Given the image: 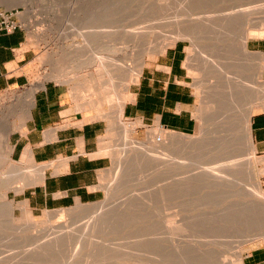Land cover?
I'll use <instances>...</instances> for the list:
<instances>
[{
	"label": "rangeland",
	"instance_id": "rangeland-1",
	"mask_svg": "<svg viewBox=\"0 0 264 264\" xmlns=\"http://www.w3.org/2000/svg\"><path fill=\"white\" fill-rule=\"evenodd\" d=\"M95 1L117 3L123 0H31L29 6L25 3L14 5L12 0H0V10L20 11V21L23 30L27 33L28 46L35 51L29 83L23 87L0 91L1 134L5 135L13 125L18 127L10 136V144L13 148L15 133L22 131L19 129L21 126L19 110L23 106L22 99L30 91L36 90L41 83L43 86L38 91L44 89L47 84H55L63 93L65 106L70 107L67 111L78 112L75 110L77 106L84 105L85 111L79 112L83 115V122L100 121L102 123L105 133L100 138L101 148L118 145L117 150L120 153V158L110 151L102 154L110 159V167L101 180V189L103 190L101 200L41 212L32 211L27 200L24 199L23 193L28 187L22 191L23 193H17L14 188L16 185L21 187L26 185L23 183L24 181L19 180L18 175L13 174L11 169L13 166L22 167L21 162L16 161L12 154L8 163L1 161L0 264H237L238 252L243 251L244 257L253 249H264V217L262 221L257 220L258 216V219H260V215L264 216V211L260 209L259 211L263 213H258V209L243 211L248 215L246 216L242 213V207L237 206L238 202L243 201L244 196L242 197V194L239 193L241 190L238 191L243 184L249 192L257 193L255 175L258 174V179L264 188V175L261 174L264 170L260 168L262 159L258 155H253V160L251 159L250 148L246 144L247 141L243 134V115L246 104L253 101V97L264 98V94L260 93L261 87L264 88V80L262 79L263 82H261L256 78L254 59L244 57L237 46L233 47L234 53L230 54L229 57L232 58H229L227 63L240 60L243 71L238 76L240 75L239 80L243 87H246L245 90H248L249 100L240 97L239 105L229 106L230 111L225 116L221 115L223 119L229 117L228 122L224 121L225 124H219L222 127L219 125L215 127L212 120L214 117H220V114L219 112L214 113V106L217 104L211 98L212 96L210 97L211 90L218 84L221 86L230 83L228 78H236L237 74L233 73L235 70L231 68L230 64L225 72L227 78H219L212 66L205 65V59L212 61L214 58L220 61L222 57H226L228 46L222 29L216 26L202 28L201 25L203 17H217L223 10L231 9L235 5L252 4L256 1H258L257 4L264 5V0H242V3L240 0H151L154 5L150 0H136L135 2L133 0L134 3L131 0H126L132 4L125 6L120 15H116L118 9L113 7L108 10L105 16L100 11V19H94V17L100 16L99 11H94L96 9ZM147 2H150V8ZM255 5L251 7H255ZM133 24H136V27H141L142 32H145L146 38L140 47L133 48L131 44H126L123 40L124 31L130 30L129 27ZM90 31L97 32L96 34L101 39L97 40L96 38L94 43L85 47L80 37L88 36L91 34ZM104 33L107 35L103 37ZM216 38L220 39L217 41ZM177 41H181L185 45L184 65L192 80L196 98L194 110L196 124L193 133L186 135L159 127L141 125L133 134V139L127 142L120 134V126H117L113 133L110 132L108 122L99 117L100 115L95 117V114L101 112L91 107L90 103L99 99L95 90L99 88L101 97H106L113 88L110 87L106 90L105 87H109L108 82L112 80L117 93H122L123 87L126 85V70H136L141 58L147 65ZM113 47H117L114 51L119 50V52L121 48V54H116V51L115 53L107 51ZM96 56H100L104 59L103 61H116V67H112L114 71L116 69L113 76L100 77L92 62V58ZM71 78L74 81H70ZM66 80L73 82L71 87L76 85L77 88L70 89L61 84ZM92 81L97 82L98 85L93 84L92 87ZM87 85L92 87V90L90 87L86 88ZM134 85L132 84L130 87L132 94ZM256 89L257 91L260 89L259 92ZM69 92L74 94L73 97L68 94ZM220 97L218 95L214 99L219 100ZM111 104L106 103L103 106L105 109L103 112L107 115L112 111L113 105ZM262 111H264V107L260 108L257 113ZM122 122L127 125L137 123L133 119H126L125 116ZM220 128L221 130H218ZM153 130L160 131V133H156L155 138L156 136L162 137L161 141L153 143L155 146L157 145L156 147L160 146L159 148L173 145L170 136H178L177 139L185 140L186 145L193 149V154L188 157L185 152L181 158L176 159L180 163H185L187 168L164 170L162 165L151 160L144 162L143 165L140 163L138 165L136 162H133L135 165H131L134 155L132 150L136 147L132 142H141L148 146L154 139L151 136ZM156 141H158L157 138ZM235 141L239 144L230 146ZM206 142L208 143L207 148L203 145ZM216 143L219 144L215 146ZM227 150H237L238 153L226 154ZM121 153L123 154L121 155ZM121 156L124 158L121 159ZM127 158L132 159L129 161ZM235 159L242 161L239 171L243 175L233 179L234 182L240 183L239 186L215 189L216 186L211 184L210 186L214 187L212 189L209 186L210 183H204L202 175H200L204 167V169L207 168L206 170L211 169L215 174L221 175L224 180L230 181L234 174L229 165ZM145 165L146 167H144ZM126 167L130 168H128L129 171ZM197 174L200 176H196ZM192 176L196 177L191 180ZM197 177L198 179H196ZM240 177H242L241 181ZM14 178L16 179L14 182L17 184L12 187L11 182L15 180ZM4 180L9 181V187L5 185ZM236 183L234 184L236 185ZM207 184L208 186H206ZM234 184L232 183V185ZM236 192L238 195L234 194ZM4 196L5 200L2 199ZM5 202L12 203L15 208L13 221H11L10 212L5 206ZM24 204L31 214L30 219L26 218L20 209ZM224 206H234L235 213L241 214V218L239 217L237 220L233 218V222L229 218L227 219L230 222L226 221L225 218L219 222L218 214H221V209H224ZM98 209H102L101 211L106 213L103 216L93 213L96 214V217H102V221L101 218L99 219L100 225L98 226H103L101 228L97 226L96 231L84 234L83 227L89 221H94L95 215L93 216L90 212L78 214L77 211L85 212ZM45 214L51 217L45 216ZM58 226H61L63 231H57V234L52 230ZM71 228L72 230H70ZM98 228L99 231H97ZM64 232L66 234H63ZM59 233H62L63 241L60 243L62 245L55 250V253L53 252L55 258H51V262H44L43 259L38 262L25 260L26 253L32 248L33 242L43 240L50 234L56 237L60 235ZM245 238L247 239L243 240ZM72 254L75 257H71Z\"/></svg>",
	"mask_w": 264,
	"mask_h": 264
},
{
	"label": "crops",
	"instance_id": "crops-1",
	"mask_svg": "<svg viewBox=\"0 0 264 264\" xmlns=\"http://www.w3.org/2000/svg\"><path fill=\"white\" fill-rule=\"evenodd\" d=\"M247 47L248 51L264 55V37L250 39ZM34 57L25 30L1 35L0 91L27 85ZM185 59V45L177 41L145 65L134 85L133 100L124 107L123 117L140 126L193 133L196 98ZM34 101L25 127L15 133L12 153L16 161L26 162L29 150L34 166L43 170L40 183L23 193L28 206L41 212L101 200V180L110 167V159L102 155L107 147L102 149L100 145L105 133L102 123L83 122L79 112L66 113L70 107L65 106L63 93L55 84L39 90ZM250 127L255 155L262 159L260 168L264 170V111L251 117ZM242 262L264 264V249L251 250Z\"/></svg>",
	"mask_w": 264,
	"mask_h": 264
},
{
	"label": "bare ground",
	"instance_id": "bare-ground-1",
	"mask_svg": "<svg viewBox=\"0 0 264 264\" xmlns=\"http://www.w3.org/2000/svg\"><path fill=\"white\" fill-rule=\"evenodd\" d=\"M124 1V2H123ZM122 2H117V3H114V2H109V3H106V2H104V3H102V2H100V1H95V5H94V7L96 8L94 11H96V12H98L99 11V13L98 14H100V11H102V14L105 16V14H107V12H108V10L110 9V8H113V7H116L115 9H118L117 10V14L116 15H120V13L122 12V10L124 9V7L125 6H129V5H131L132 3H130V2H127L126 0H123ZM136 0H134V2H135ZM138 1H141V0H138ZM143 1V0H142ZM145 1H148V0H145ZM217 1V0H216ZM241 1V3H242V0H240ZM239 1V2H240ZM131 2H133V0H131ZM133 2V3H134ZM150 2H151V0H150ZM149 2V3H150ZM238 2V1H237ZM23 3H25V4H27L28 6L31 4V0H12V4H14V5H18V4H23ZM146 3V2H145ZM148 3V2H147ZM149 3H148V7H149ZM153 5H154V3L153 2H151ZM258 3V1H256V3H252V4H242V5H235V7H232L231 9H226V10H223L222 11V13L219 15V16H217V17H214V18H212V17H210V18H206V17H203L202 18V28H204V27H206V26H208V27H211V26H216V27H219L220 29H222L223 31H222V33L224 34V37H225V39H227V41H226V43H227V46H228V50L226 51V57H222L221 58V60L220 61H218V60H216V59H214L213 58V60L211 61V60H209V59H205V65H210V66H212L213 67V70H214V72L217 74V75H219V78L220 77H223L224 79H226L227 78V76H226V73L225 72H227V67H230L229 65L231 64V68L232 69H234L235 71H233V73L234 72H236V73H234L235 75L237 74V76H238V74H240L241 73V71H243V68L240 66V60L238 59V60H236V61H233L232 63H230V64H228L227 62H228V60H230L229 58H232V57H229V56H231L234 52H233V47H238V50L241 52V54L244 56V57H246V58H253L254 59V63H255V75H256V78H257V80L258 81H261V82H263L262 81V71H263V67H264V55L263 54H261V53H259V52H256V53H252V52H249L248 51V47H247V43H248V41L250 40V39H256V38H262V37H264V5H259V4H257ZM24 4V5H25ZM151 4V6L153 7V5ZM254 4H256L255 5V7H251V6H253ZM112 5V7H110ZM146 5V4H145ZM144 6V5H143ZM250 6V7H249ZM109 7V8H108ZM147 6H145V8H146ZM148 7H147V9H148ZM150 8V7H149ZM146 9V10H147ZM29 11V10H28ZM27 11V12H28ZM93 11V12H94ZM112 11V10H111ZM124 11V10H123ZM97 14V13H96ZM114 14V13H113ZM22 15V14H21ZM92 16V15H91ZM20 13L18 14V18L20 19ZM93 17H94V14H93ZM100 17H101V14H100V16L98 15V17H94V19L95 18H99L100 19ZM96 19V20H97ZM201 20V19H200ZM193 21H195V20H193ZM97 22V21H96ZM99 22V21H98ZM199 25H200V23H199ZM97 28V27H96ZM129 28H131L130 30L128 29H126L125 31H124V34H123V40H124V42L126 43V44H131L132 45V47L134 48V47H140V45H141V43L145 40V35H144V33L142 32V28L140 27H136V24H133V25H131V27H129ZM197 28V27H196ZM91 32V31H90ZM97 32H91V34H89L88 36H81L80 38L82 39V41L84 42V46L86 47V45L87 46H90V44L93 42V41H95V39L97 38V40L98 39H101V37L100 36H98L97 34H96ZM239 33V34H238ZM101 34V33H100ZM107 34H105L104 33V35H103V37L104 36H106ZM109 36V35H108ZM90 38V39H89ZM92 39V40H91ZM94 39V40H93ZM217 39V41L220 39V38H216ZM120 41H122V40H120ZM94 43V42H93ZM96 43V42H95ZM143 44V43H142ZM208 44V43H207ZM126 46V45H125ZM207 46V45H206ZM115 47V46H114ZM109 48V50H107V51H110L111 53H115V51H114V49H116V48ZM213 47H215V46H213ZM204 48V47H203ZM106 49V48H105ZM205 49V48H204ZM123 50H125V49H123ZM126 50H128V49H126ZM149 50V49H148ZM206 50V49H205ZM120 52H121V48H120ZM119 52V50H117L116 51V54L117 53H119V54H121ZM125 53L127 52V51H124ZM150 53V52H149ZM96 54V53H95ZM231 54V55H230ZM125 55V54H124ZM127 55V54H126ZM133 55V54H132ZM131 55V56H132ZM206 58V57H205ZM104 59H102L100 56L99 57H93L92 58V62H93V64H94V66L96 67V70L98 71V74L100 75V77L101 78H104L105 76H113V74L116 72V69H115V71L113 70V66H115L116 67V64H115V62H114V60L113 61H110V60H107V61H103ZM233 60H234V58H233ZM118 63V62H117ZM203 65H204V63H203ZM204 65V66H205ZM144 66H145V62H144V60L141 58V60H140V62H139V64H138V68L136 69V70H129V71H127L126 70V74H125V83H126V85H125V87H123L124 88V90H123V92L122 93H120L119 94V92L117 93V90H115L116 89V87L114 86V84H113V81L111 80V82L109 81L108 83L110 84V86L109 87H105V89L107 90V88H113L111 91H109L108 93H107V96L106 97H101V94H100V92H99V88H97L96 90H95V93H96V95L98 96V101H96V102H94L93 100V102L92 103H90L91 104V107L93 108V109H97V111L98 112H101L100 114L99 113H97V114H95V117H97L98 115H100L99 117H102V118H104V120H106L107 122H108V124H109V126H110V132L112 131V133L114 132V131H116V129L115 128H117V126H120V128H121V132H120V134H121V136H122V138L124 139V140H126L127 142H128V140H132L133 139V134L136 132V130H137V128L140 126V124L139 123H134V124H131V125H127V124H124L123 122H122V120H123V111H124V107H125V105L128 103V102H130V101H132L133 100V94L131 93V90H130V87H131V85L132 84H135V83H137L138 82V79H139V76L141 75V71H142V69L144 68ZM206 66V67H207ZM114 67V68H115ZM214 73V74H215ZM244 73V72H243ZM215 74V75H216ZM230 74V73H229ZM233 74V75H234ZM211 75L213 76V74L211 73ZM236 76V78L234 77V78H228V80L230 81V83H228V84H225V85H221V86H219V84H218V86H216L214 89H212L211 90V92L212 93H210V94H212V95H210V97L214 100V102L217 104L216 106H212L213 108H214V113L215 112H219V114H220V117H217V118H215L214 117V119L212 120V121H214L213 122V125H215V127L217 126V125H219V124H221V123H224L225 124V122L224 121H227L228 122V120H229V117H227V118H225V119H223V116H222V118H221V115H226V113H228L230 110L228 109V107L229 106H231V105H234V106H236V105H239L238 103V100H240L239 98L240 97H242L243 99H245V100H249L248 99V90L246 91L245 90V86L243 87V85H242V83H241V81L239 80L240 79V75L237 77ZM57 79H58V77H57ZM70 81L72 80V78L71 79H69ZM217 80V79H216ZM72 81H74V80H72ZM123 81V80H122ZM245 82V81H244ZM71 83H73V82H69V81H64V82H61V84H63V85H66V86H68V88H77L76 87V85H74L73 87H71ZM220 83V82H219ZM79 84V83H78ZM93 84H97V82H95V81H92V87H93ZM80 85V84H79ZM98 85V84H97ZM96 85V86H97ZM43 86V83H41L40 85H39V87L36 89V90H32V91H30L27 95H26V97L24 98V99H22V103H23V106L20 108V110H19V120H20V123H21V126H19V129H21V130H23V128L25 127V122L30 118V112L32 111L31 109H32V107L34 106V100H35V94L37 93V91H38V89L40 88V87H42ZM90 86H91V84H90ZM90 86H85L86 88H89ZM92 87H90V90H92L91 88ZM118 87V86H117ZM95 88V87H94ZM83 89V88H82ZM73 90V89H72ZM72 90H70V91H72ZM94 90V89H93ZM260 90V89H259ZM259 90L257 91V89H256V91L257 92H259ZM73 91H75V90H73ZM72 91V92H73ZM79 91V90H78ZM77 91V92H78ZM72 92H69L68 94H70V96L71 97H73V95L74 94H71ZM120 92H121V90H120ZM75 93V92H74ZM79 93V92H78ZM260 93H262V94H264V88L263 87H261V90H260ZM221 96L220 98H219V100H215L216 99V97L217 96ZM75 96H76V94H75ZM79 97V96H78ZM215 98V99H214ZM211 99V100H212ZM264 98H259V99H256V98H254L253 97V101H249V102H247V104H246V109L244 110V132H243V134H244V139H245V141H247V145H248V147L250 148L249 149V154H251L252 155V157H251V159L253 158V155H255V148H254V146H253V140H252V135H251V130H250V122H251V117H252V115H254V114H256L257 112H258V110H260V108H263L264 107ZM91 102V101H90ZM108 104V103H112L111 105H113V108H111L112 109V111L111 112H109L108 113V115H107V113H104L103 111L105 110L104 108H103V106L105 105V104ZM77 104V103H76ZM89 104V105H90ZM85 106L84 105H79V106H77V108L75 109L76 111H78V112H83V111H85V108H84ZM91 109V108H90ZM16 112H18L17 110H16ZM68 112H73L72 110L70 111H67L66 113H68ZM103 112V113H102ZM216 114H218V113H216ZM17 115V114H16ZM69 115V114H68ZM65 116V115H64ZM0 121H1V118H0ZM220 126V125H219ZM213 127V126H212ZM220 127H222V126H220ZM119 128V129H120ZM217 128H219V127H217ZM14 129H18V127H15L14 125L13 126H11V129L9 130V131H7V133L5 134V135H2L1 134V131H0V162L2 161H4V162H6V163H8L9 161H10V159H11V154H12V152H13V148H12V146H11V144H10V136H11V134L14 132ZM0 130H1V128H0ZM217 130V129H216ZM218 130H221V128L220 129H218ZM160 133V131H152L151 132V136H152V138H154V139H152V141H151V143L150 144H148V146L145 144V143H141V142H136V141H133L132 142V144L133 145H135L136 147L135 148H133V147H131V148H133L134 150H132V152H133V159L132 158H130V159H128L129 161L132 159V163H131V165L133 164V165H135L134 163L136 162V164H138V163H140V165H143L144 164V162H146V161H149V160H151V161H156V162H158L160 165H162V167H163V169L165 170H171V169H173V168H181V169H185V168H187V166L185 165V163H180V162H178L177 161V159L176 158H178V157H180L181 158V156L183 155V153H185V152H187V154H186V156H190V154H193L192 152H193V149H191V148H189V146L188 145H186V142H185V140L184 139H177L176 137H178V136H170V140H173V142H172V146H168V147H162V148H159L160 146H158V147H156L153 143H157V142H160L161 141V138L160 137H157L156 136V138H157V140L158 141H156L155 142V140H156V138H155V135H156V133ZM169 139V138H168ZM119 143V142H118ZM208 143L206 142V143H204L203 145H205V147L207 148V145ZM210 144V143H209ZM219 144V143H218ZM217 143L215 144V146L216 145H218ZM238 145L239 144V142L237 143L236 141L235 142H233L232 144H230V146H235V145ZM109 145V144H108ZM107 146V145H106ZM152 148H151V147ZM220 146H221V143H220ZM110 147V148H109ZM129 147V146H128ZM127 147V148H128ZM153 147H154V149H153ZM106 148V147H105ZM119 148V146L117 145V146H108L107 148H106V153L107 152H111V153H113L114 155H116L118 158H120V153H119V150H117ZM121 149V148H120ZM105 150V149H104ZM207 150V149H206ZM122 151V150H121ZM216 152H217V150H215ZM128 152V151H127ZM182 152V153H181ZM195 152V151H194ZM207 152V151H206ZM103 153H105V152H103ZM181 153V154H180ZM225 153L226 154H237L238 153V151L237 150H234V151H231V150H227V151H225ZM123 153H121V155H122ZM194 154H196V153H194ZM248 154V153H247ZM107 155V154H106ZM125 155V154H124ZM131 155V154H130ZM129 155V156H130ZM27 156H28V158H26V162H21L20 164H22L23 166L22 167H12L11 169H12V172H13V174H15V176L16 175H18L19 176V180L20 181H24L23 183L25 184L26 183V185H23V187H21V186H17L16 184H17V182H14V181H16V179L15 180H13V182H11V186L13 187V185L15 186L14 188H15V190H16V192L17 193H21L26 187H30V186H33V185H37V184H39L40 183V181H41V179H42V169H41V167L40 166H38V167H35L34 166V162H33V160H32V157H31V154H30V152H29V150H27ZM132 156V155H131ZM250 156V155H249ZM115 157V156H114ZM123 156H121V159H123L122 158ZM127 157V156H126ZM183 159H185V158H183ZM231 160L233 159V158H230ZM28 160V161H27ZM118 160V159H117ZM253 160V159H252ZM134 162V163H133ZM241 160H239V159H235V160H233L231 163H230V168H231V171L233 172V174H234V176L232 177L231 176V182L234 184L235 182H237L238 183V181H235L234 182V180L233 179H236L235 177H239V175H241L242 173H240V171L239 170H241V169H239V167L241 166ZM157 163V164H158ZM196 163V162H195ZM149 164V163H148ZM152 164V163H151ZM156 164V163H155ZM204 165H205V163H203ZM244 164V163H243ZM139 165V164H138ZM189 166V165H188ZM244 166V165H243ZM133 167V166H132ZM131 167V168H132ZM134 167H136V166H134ZM142 167V166H141ZM144 167H146V165L144 166ZM127 168V167H126ZM129 168V167H128ZM128 168H127V171H129L128 170ZM138 168V167H137ZM158 168H161V166H158ZM205 168V167H204ZM204 168H202V173L200 174V175H202V179H203V181H204V183H210L209 184V186L212 184V185H214V187H215V189L217 188V187H219V188H223V187H227V188H232V187H234V186H239V184L240 183H236V185L234 184V185H232V183L230 184L229 182L230 181H227V180H224L222 177H221V175L219 176V174L217 175V174H215L211 169H209V170H206V169H204ZM44 169V168H43ZM130 169V168H129ZM42 170V171H41ZM133 170H134V168H133ZM162 170V169H161ZM180 170V169H179ZM131 172V171H130ZM230 172V171H229ZM245 172V171H244ZM199 174H197L196 176H198ZM127 175V174H126ZM125 175V176H126ZM199 175V176H200ZM243 175V174H242ZM253 175V174H252ZM251 175V176H252ZM254 175H255V173H254ZM3 176H5L4 174H3ZM14 176V175H13ZM196 176H192L191 177V180H193V178H195ZM198 176V177H199ZM246 176V175H245ZM130 177V176H129ZM198 177L196 178V179H198ZM237 177V178H238ZM17 178V177H16ZM201 178V177H200ZM241 178L242 177H240L239 179H240V181H241ZM247 178V177H246ZM255 180L257 181H255V183H257V184H255L256 185V187H255V190H256V192L257 193H255L254 194V192L252 193V191L251 192H249V190H248V188H246V186L243 184V186H241L240 187V189L238 190V191H240L239 193L240 194H242L241 196L243 197L242 199H243V201H241V202H238L239 204H237V206L239 207H242V213H243V211H250V210H253L254 211V209H258V213L259 212H261V211H259V209L260 210H263L264 211V188L262 187V184H261V182L259 181V177H258V174L257 175H255ZM185 180V179H184ZM195 180V179H194ZM233 180V181H232ZM244 180V179H243ZM246 180V179H245ZM5 181V180H4ZM8 180H6L5 181V185L7 186V187H9L8 186V184H9V181L7 182ZM18 181V180H17ZM188 181V180H187ZM203 181H202V183H203ZM194 182V181H193ZM197 182V181H196ZM244 182V181H243ZM13 183V184H12ZM197 183H199V182H197ZM201 183V182H200ZM203 183V185H205ZM245 183V182H244ZM247 184V183H246ZM10 185V184H9ZM206 186H208V184L206 185ZM205 186V187H206ZM232 186V187H231ZM211 187V186H210ZM214 187H211L212 189H214ZM218 188V189H219ZM235 188V187H234ZM237 188H239V187H237ZM237 190V189H236ZM237 191V192H238ZM116 192V191H115ZM234 193V194H236V195H238V193ZM23 193V192H22ZM209 193V192H208ZM118 194V193H117ZM119 195H120V193H119ZM212 195H213V192H212ZM216 195V194H215ZM234 196V195H233ZM114 198V197H113ZM148 198V197H147ZM150 198H151V196H150ZM3 200H5L6 199V197L4 196L3 198H2ZM152 199V198H151ZM147 200V199H146ZM130 201V200H129ZM133 201V200H132ZM151 201V200H150ZM5 204V206L7 207V209H9V212H10V216H11V221H13V216H14V210H15V208H14V206L12 205V203H9V202H5L4 203ZM1 205H2V202H1ZM4 206V207H5ZM234 207V206H233ZM232 206H224V209L222 208L221 210V214H218L219 215V217H220V220H219V222L221 221V219L222 220H225V218H226V221L228 220L229 221V219H230V221H232V219L234 218H236L235 220H237L239 217L241 218V214H238V213H235V209L233 208ZM3 208V207H2ZM20 209L22 210V212H23V214L26 216V218H28V219H30V212H28L27 211V207H26V205L24 204V205H22L21 207H20ZM5 210V209H4ZM102 209H98V210H93V211H89V210H87V211H77V213L78 214H86L87 212H90L91 214H93V213H96L98 216H103V214L105 213L104 211H101ZM112 212V211H111ZM245 212L243 213V214H245ZM76 213V214H77ZM89 213V214H90ZM235 213V214H234ZM256 213V212H255ZM261 213H263V212H261ZM96 214H93V216L95 215V219H94V221H92V222H90L89 221V223L88 224H86L84 227H83V225H82V227H83V230L85 231L84 232V234H86V233H88V232H93V231H96L95 229H97V226L98 225H100L99 223H100V218H101V221H102V217H96ZM106 214V213H105ZM114 214V213H113ZM216 215H217V213H215ZM156 215V214H155ZM246 215V214H245ZM244 215V216H245ZM252 215V214H251ZM256 215H257V213H256ZM45 216H49V215H46L45 214ZM85 216V215H84ZM93 216H91V218L93 217ZM243 216V215H242ZM246 216H248V215H246ZM249 216H250V213H249ZM258 216V215H257ZM261 217H260V219H258L259 218V216H258V218H257V220L258 221H262V219H263V214L262 215H260ZM49 217H51V216H49ZM215 217V216H214ZM218 217V218H219ZM222 217V218H221ZM94 218V217H93ZM224 218V219H223ZM227 218H229V219H227ZM27 219V220H28ZM51 219V218H50ZM233 219V220H234ZM253 219H254V217H253ZM15 220V219H14ZM214 220V219H213ZM264 220V219H263ZM170 221V220H169ZM229 221V222H230ZM256 221V220H255ZM233 222V221H232ZM248 222V221H247ZM12 223V222H11ZM227 223V222H226ZM256 223H260V222H256ZM256 223H255V225H256ZM163 224H164V222H163ZM252 225H254V224H252ZM66 227H68L67 225H65ZM103 226V225H102ZM101 226V227H102ZM211 226V225H210ZM66 227H64V228H66ZM99 227V226H98ZM101 227H99V228H101ZM98 228V230L97 231H99L100 229ZM209 228V227H208ZM213 228V227H212ZM54 229V228H53ZM55 229H56V231H55ZM54 230H52L53 232H59V231H63V229H62V227L61 226H58L57 228H55ZM62 229V230H61ZM68 229V228H67ZM76 230H77V228H75ZM167 229V228H166ZM65 230V229H64ZM70 230H72V228L70 229ZM70 230H69V232H70ZM175 230V229H174ZM51 231V232H52ZM66 231H68V230H66ZM79 231V230H78ZM178 231H179V229H178ZM53 232H52V234H53ZM58 232H57V234H58ZM216 232V231H215ZM68 233V232H67ZM182 233V232H181ZM60 234V233H59ZM62 234V233H61ZM57 235L56 237H53L51 234L50 235H47V236H45L44 238H43V240H36L35 241V243L33 242L32 243V248L30 249V250H28V253H26V261H33V262H38L40 259H43V261L44 262H51L50 260H51V258H55V250H57L58 249V247H60V245H62V244H60L62 241H63V238H61L62 237V235ZM63 234H66V232H64ZM175 234V233H174ZM177 234H178V232H177ZM69 235V234H68ZM68 235H65V236H68ZM220 235V234H219ZM247 235V234H246ZM85 236V235H84ZM69 237V236H68ZM242 237V236H241ZM244 237H246V236H244ZM66 238V237H65ZM64 238V239H65ZM247 238H248V236H247ZM247 238H245V239H243V240H246ZM66 240V239H65ZM148 242H151V241H148ZM30 246V245H29ZM93 248V247H92ZM240 250V249H239ZM54 252V253H53ZM243 251H241V252H238V256H237V264H243V262H242V258H243ZM75 257V255L74 254H72V256L71 257ZM23 259V260H24ZM72 259V258H71ZM53 261V260H52ZM70 261V260H69ZM74 261V260H73ZM1 263V262H0ZM146 263V262H145ZM164 264V263H163Z\"/></svg>",
	"mask_w": 264,
	"mask_h": 264
},
{
	"label": "built area",
	"instance_id": "built-area-1",
	"mask_svg": "<svg viewBox=\"0 0 264 264\" xmlns=\"http://www.w3.org/2000/svg\"><path fill=\"white\" fill-rule=\"evenodd\" d=\"M18 10H0V36L9 35L17 30H21V21L18 18Z\"/></svg>",
	"mask_w": 264,
	"mask_h": 264
}]
</instances>
